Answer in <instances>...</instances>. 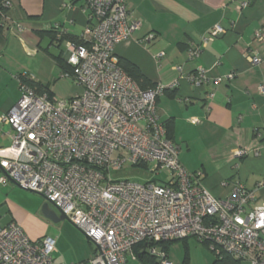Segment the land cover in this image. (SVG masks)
I'll return each instance as SVG.
<instances>
[{"label": "built area", "instance_id": "obj_1", "mask_svg": "<svg viewBox=\"0 0 264 264\" xmlns=\"http://www.w3.org/2000/svg\"><path fill=\"white\" fill-rule=\"evenodd\" d=\"M84 9L83 43L64 42L74 72L63 76L81 91L58 99L19 77L20 96L0 116L11 128L10 154L0 155V184L11 181L57 207L94 245L92 264H126L136 246L157 264H172L163 244L188 237L216 257L264 264V203L253 205V191L241 184L215 197L199 173L186 170L157 111L164 86L141 88L114 55V46L141 24L130 18L126 0H84ZM22 30L19 23L10 28ZM223 31L213 27L202 42ZM198 54L197 47L189 51L191 58ZM245 58L251 65L260 61L257 55ZM188 77L198 87L209 82L203 69ZM258 90L264 95V84ZM263 152L264 141L239 147L233 156ZM129 169L145 178H133ZM54 251L53 237L32 241L15 222L0 221V264H65L54 261Z\"/></svg>", "mask_w": 264, "mask_h": 264}, {"label": "crops", "instance_id": "obj_2", "mask_svg": "<svg viewBox=\"0 0 264 264\" xmlns=\"http://www.w3.org/2000/svg\"><path fill=\"white\" fill-rule=\"evenodd\" d=\"M241 2L247 4L239 8ZM126 7L130 18L141 24L114 46V55L136 67L141 88L164 86L156 107L171 140L179 145L182 166L199 173L215 197H225L232 185L241 184L253 191V205L264 203V152L233 156L239 147L264 141V95L258 90L264 84V0H126ZM7 15L23 30L4 28L0 33V116L19 98L22 76L47 84L58 99L79 93L52 57L56 45L48 28L81 37L88 23L84 0H11ZM215 26L223 33L203 43L202 37ZM258 32L261 40L255 38ZM149 34L153 37L147 38ZM195 47L199 54L191 58L189 51ZM59 53L65 61V53ZM246 54L257 55L259 63L251 65ZM198 69L209 77L200 87L188 77ZM229 73L233 78L227 79ZM10 133V126L0 122V155L10 154ZM28 192L11 181L0 184L1 223L15 222L32 241L53 237L55 262L92 264L90 240L70 222L46 218L44 201ZM183 242L181 264H188V241ZM170 249L171 244L168 258ZM136 252L126 264L151 263L148 256H139L141 248Z\"/></svg>", "mask_w": 264, "mask_h": 264}, {"label": "trees", "instance_id": "obj_3", "mask_svg": "<svg viewBox=\"0 0 264 264\" xmlns=\"http://www.w3.org/2000/svg\"><path fill=\"white\" fill-rule=\"evenodd\" d=\"M6 1L7 0H0V33L3 31L4 28L8 29V31H9L12 25L19 23V22H9L7 20V18H8L7 14H8V10L10 9V5H6ZM19 24L22 25L21 23H19ZM48 32L50 33L51 43H54L56 46H60L61 44H63L67 40L72 41L75 44L83 43V40L81 39V37H77V38L71 37L70 35L59 32V30H57L53 26H50L48 28ZM52 57L54 58L56 64L60 68V70L62 71V74H64L65 72L72 74L74 72L73 68L70 65H68L66 63V61H64L62 59L60 53L57 55L52 54ZM119 64L138 83L142 80L140 73L138 72V70L136 69V67L134 65H132L131 63H129L123 59H119ZM25 79H26L25 81L29 85H31L36 90V92H38V93L46 92L49 94V96H52L51 92L49 91V86L47 84L44 85L41 83H37L33 79H31L30 77H26ZM154 86H152V87H154ZM143 89H148V88H143ZM161 122L164 125L167 137L169 139H171V135H170V132L168 129V125L163 121H161ZM183 240H185V239H183ZM170 244H171V242L163 244V247L166 249V251H168V247ZM138 248H140V246H136L134 248V252L137 254L139 253V252H136L138 250ZM144 255L148 256V259L151 260L150 264H157L154 257L148 255L146 253V251H142L139 256H144ZM212 263L213 264H240L236 259H234L233 257H231L228 254H223L221 257L214 256Z\"/></svg>", "mask_w": 264, "mask_h": 264}, {"label": "rangeland", "instance_id": "obj_4", "mask_svg": "<svg viewBox=\"0 0 264 264\" xmlns=\"http://www.w3.org/2000/svg\"><path fill=\"white\" fill-rule=\"evenodd\" d=\"M52 49H53L52 51H54L57 54L61 50L63 54L65 53L64 44H61L60 46H56L55 48L53 47ZM72 83L73 85H75V87H78L74 82ZM128 172L132 175H135V177H133L135 179L142 180L143 178H145V174L140 171H137V170L132 171L131 169H129ZM147 176L149 177V174ZM164 176L165 174L158 175L159 178H164ZM28 193H31L44 201V199L41 196L34 194L32 192H28ZM186 239L188 241L187 242L188 254H189L188 264H212L214 255L204 243L200 242L195 237H188ZM184 250H185L184 242L182 239L173 241L171 243V249H170L169 258H168L169 261H172V263L174 264H181V261L183 260V257H184ZM242 264H249V263L243 262Z\"/></svg>", "mask_w": 264, "mask_h": 264}, {"label": "water", "instance_id": "obj_5", "mask_svg": "<svg viewBox=\"0 0 264 264\" xmlns=\"http://www.w3.org/2000/svg\"><path fill=\"white\" fill-rule=\"evenodd\" d=\"M15 185H17V184H15ZM24 190H27V189H24ZM27 191L35 193V194L41 196L44 199V203H43V205L41 207V210H42V214L46 218L50 219L52 222H58V221H61V220H66V221L70 222V220L57 207H55L51 202H49L44 196H42L41 194H38V193H36L34 191H31V190H27Z\"/></svg>", "mask_w": 264, "mask_h": 264}]
</instances>
